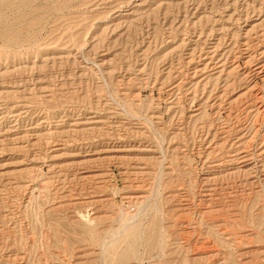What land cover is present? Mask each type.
I'll use <instances>...</instances> for the list:
<instances>
[{
	"label": "rangeland",
	"instance_id": "obj_1",
	"mask_svg": "<svg viewBox=\"0 0 264 264\" xmlns=\"http://www.w3.org/2000/svg\"><path fill=\"white\" fill-rule=\"evenodd\" d=\"M0 264H264V0H0Z\"/></svg>",
	"mask_w": 264,
	"mask_h": 264
},
{
	"label": "bare ground",
	"instance_id": "obj_2",
	"mask_svg": "<svg viewBox=\"0 0 264 264\" xmlns=\"http://www.w3.org/2000/svg\"><path fill=\"white\" fill-rule=\"evenodd\" d=\"M86 230H87V229H86ZM88 232H89V231H88ZM123 252L126 253V251H123ZM123 252H122V253H123ZM128 252H129V251H128ZM128 252H127V253H128ZM122 253H121V255H122ZM124 253H123V255H124ZM118 256H119V254H118ZM130 256H131V251H130ZM130 256H129V257H130ZM119 258H122V259H123V257H119ZM124 258H125V257H124ZM127 258H128V257H127Z\"/></svg>",
	"mask_w": 264,
	"mask_h": 264
}]
</instances>
